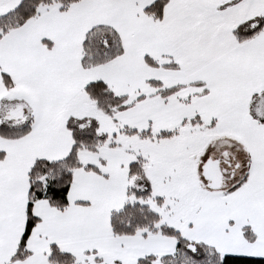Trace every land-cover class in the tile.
<instances>
[{
  "label": "crops",
  "instance_id": "1",
  "mask_svg": "<svg viewBox=\"0 0 264 264\" xmlns=\"http://www.w3.org/2000/svg\"><path fill=\"white\" fill-rule=\"evenodd\" d=\"M155 1L83 0L66 11L50 6L0 40V101L15 94L24 97L34 115L33 129L26 137H0V264H49L53 245L73 256L74 264L114 260L136 264L146 257L172 255L173 238L154 233L117 237L112 232L111 216L127 201L129 167L137 158L136 151L125 145L127 137L133 136L121 133V128L179 132L196 117L200 123L191 126L208 127L207 140L239 143L248 152L250 167L236 191L205 193L201 208L185 221L180 233L221 255L264 258V123L260 121L264 120V27L241 43L231 35L250 19L264 21V0H211L209 5L203 0H183V6L171 0L161 21L144 12ZM238 5L247 11L244 21L233 27V8ZM231 11L226 21L221 20ZM102 25L119 34L124 54L85 70L83 42L92 28ZM204 43L213 44L209 48L224 46L222 54L209 59L205 67L185 58L186 48ZM146 58H162L164 65L172 59L178 68H154ZM188 60L191 67L181 69L180 61ZM161 69V75H154ZM142 71L147 72L144 77ZM3 75L12 80V89L5 87ZM95 81H104L115 95L126 97L129 107L108 117L112 127L107 124V143L97 152L79 153L83 167L73 171L68 207L59 211L45 200L34 204L38 223L26 244L30 255L11 261L27 225L29 172L37 160L68 157L72 138L65 121L74 113L83 114L86 107H95L84 93ZM174 87L180 90L167 97L160 94L161 89ZM183 166V182L189 188L195 186L196 161ZM244 228L253 232L255 241L245 238Z\"/></svg>",
  "mask_w": 264,
  "mask_h": 264
},
{
  "label": "trees",
  "instance_id": "2",
  "mask_svg": "<svg viewBox=\"0 0 264 264\" xmlns=\"http://www.w3.org/2000/svg\"><path fill=\"white\" fill-rule=\"evenodd\" d=\"M83 0H22L13 10L5 11L0 15V40L10 31L24 26L29 20L39 15L38 9L43 5H59L60 11H66L71 5ZM170 0H156L145 9V14L154 21L163 19L164 8ZM264 21L261 18L250 19L240 24L234 30L239 43L256 37L263 29ZM82 67L85 70L107 64L124 54V46L119 34L109 26H97L92 28L83 42ZM148 65L158 68L159 64L150 58H146ZM163 67L178 68L176 64H168ZM5 87L10 90L14 87L9 76H2ZM152 85L161 87L160 83ZM198 85V84H196ZM180 87L161 89L162 96H170L177 93ZM86 97L95 103V106L107 117H113L115 113L128 109L126 97L115 95L112 89L104 81L90 83L84 90ZM14 104L13 110L9 107ZM87 115V114H86ZM0 137L6 140H19L29 135L34 125L32 104L24 97L5 98L0 101ZM196 117L188 123L196 125L200 123ZM264 123V120H260ZM65 128L71 134L72 149L67 158L60 161L37 160L31 168L29 178V191L27 203V225L19 244L18 251L11 261H21L30 254L26 249L27 241L38 223L33 214L34 204L45 200L53 208L63 211L69 205L68 195L72 185L73 171L82 168L79 161V153L82 150L97 152L98 148L107 143L109 135L102 131L101 120L74 113L65 121ZM121 133L128 136H138L146 139H167L172 137L177 130L154 134L151 130L139 131L123 127ZM115 137V136H114ZM115 146L116 144H110ZM204 150V149H203ZM250 163L248 161V169ZM86 169L94 170L93 167ZM248 169L240 176V181L224 190L226 193L236 191L248 177ZM131 185L127 193V201L123 209L114 212L111 216L112 232L117 237L160 234L164 237L173 238L176 241L175 252L172 255L157 258L154 256L140 259L136 264H264V258L221 255L214 248L203 243L188 241L179 230L162 225L159 213L152 210L147 200L152 195V187L146 176L145 166L141 158L129 167ZM226 188V187H225ZM144 201L143 202H141ZM159 203L162 201L158 200ZM245 238L253 242L255 236L249 228H244ZM49 264H74L75 258L63 253L57 246L50 249ZM106 264H121L119 261H110Z\"/></svg>",
  "mask_w": 264,
  "mask_h": 264
},
{
  "label": "rangeland",
  "instance_id": "3",
  "mask_svg": "<svg viewBox=\"0 0 264 264\" xmlns=\"http://www.w3.org/2000/svg\"><path fill=\"white\" fill-rule=\"evenodd\" d=\"M203 1L208 3L209 5L211 0ZM21 2L22 0H0V15H2L5 11H11L15 9ZM170 2L171 0L169 1V3ZM180 2H183V0H176V5ZM168 4L166 5V7L168 6ZM50 6L59 7V5L54 4L43 5L38 9V12L44 11ZM180 6H183V3H180ZM166 7L164 8V13ZM245 11L247 10L244 9V5H238L233 8V13H235V15L231 11V13H227V15H225L221 20L226 21L230 17V14H233L231 23L234 27L244 21L243 14L245 13ZM195 16L199 21H201V19L203 20L201 15L195 13ZM234 30L231 35H233L235 40H237L236 36L234 35ZM218 43L225 42L222 41ZM210 45L213 44L206 45V43H204L201 46L186 48L189 54H187L185 58L189 60L191 58L196 62L197 66L200 65L202 67H205L209 62V59L221 55L222 49L224 48V46L222 45L209 48ZM208 48L210 49L211 53ZM185 58H182L181 61L185 60ZM154 60L159 64V66H164V63H162V58ZM171 60V63H168L169 65L176 64ZM189 60L184 63L180 61L179 66L181 67V69H189L191 67V61ZM162 72H164V70L161 69L158 72H155L154 75H161ZM146 73V71H142V77H144ZM139 89L143 91V88L140 87ZM14 97L17 98V95L15 94L12 97L7 98ZM8 109L9 111H16V109L14 108V104L11 105ZM83 114H85V116L100 118L102 131L104 133H107L109 131L107 124L112 127L109 123L110 119L101 111L99 113V110L96 106L92 109L86 107ZM187 127L188 128L185 129V131H177L172 137L167 139H146L135 135L133 137H127L128 140L125 143V145H128L132 148L131 150L136 151L137 158L142 159L143 165L145 166V172L147 167L146 176L152 187V195L149 200L146 201V203L149 204L152 210L159 213V215L161 216L162 225L164 224L171 226L176 230H179L180 232L181 227L187 223L185 221H187L188 218H191V216L201 208L203 204L202 200L205 198V193H212V191H209V189L207 188L208 183L203 176V165H205V163L209 159L215 160L219 158L225 151H229L234 156V162L238 163L239 167L237 169L235 168L234 172H229V174H227V172L233 169L222 171V173H224L225 175L224 177L227 178V185L226 188L216 192H220L221 194H223L224 190L230 188L240 181V176H242V174L245 173L248 169L249 161V156L247 154L248 152L239 143L230 139L207 140L206 137L209 135V131L206 129L208 127H206V129H195V126L191 125H188ZM180 135L188 137L186 139L182 138V140L180 141L178 139ZM187 142L189 143V145L186 147V150L180 151L181 148L187 145ZM183 154L186 156L182 158ZM195 156L198 159H196ZM190 158H193V160H190ZM181 159H185V161H183L182 163ZM195 161L196 165L198 166L199 175L197 173V184L189 188L187 186V183L183 182L184 176L182 172L183 170L185 171L186 167L183 166L182 168V165L187 164L188 166H190L195 164ZM210 174L212 178L216 177L214 169H212ZM159 199L162 200L160 203L158 201ZM141 202L144 203V201L142 200ZM154 264L161 263L157 262Z\"/></svg>",
  "mask_w": 264,
  "mask_h": 264
},
{
  "label": "water",
  "instance_id": "4",
  "mask_svg": "<svg viewBox=\"0 0 264 264\" xmlns=\"http://www.w3.org/2000/svg\"><path fill=\"white\" fill-rule=\"evenodd\" d=\"M238 167L239 164L234 162V156L229 151L223 152L221 156L215 160L209 159L202 167L203 176L208 183L207 188L209 191L216 192L224 189L227 185V178L224 177L225 175L222 173V171L233 169L227 172V174H229V172H234V169H237ZM212 169H214L216 175L215 178L211 177L212 173L210 174V172Z\"/></svg>",
  "mask_w": 264,
  "mask_h": 264
},
{
  "label": "flooded vegetation",
  "instance_id": "5",
  "mask_svg": "<svg viewBox=\"0 0 264 264\" xmlns=\"http://www.w3.org/2000/svg\"><path fill=\"white\" fill-rule=\"evenodd\" d=\"M196 159H198V158H196ZM198 161V160H197ZM224 174V173H223ZM230 178V177H229Z\"/></svg>",
  "mask_w": 264,
  "mask_h": 264
}]
</instances>
